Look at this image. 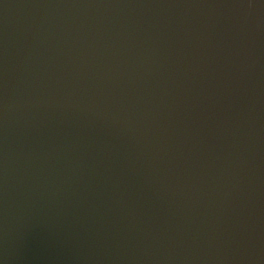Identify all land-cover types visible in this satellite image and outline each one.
Masks as SVG:
<instances>
[{"label": "water", "instance_id": "95a60500", "mask_svg": "<svg viewBox=\"0 0 264 264\" xmlns=\"http://www.w3.org/2000/svg\"><path fill=\"white\" fill-rule=\"evenodd\" d=\"M0 264H264V0H0Z\"/></svg>", "mask_w": 264, "mask_h": 264}]
</instances>
